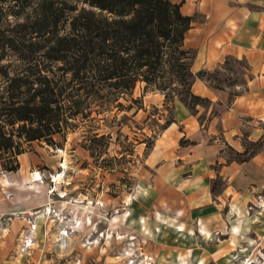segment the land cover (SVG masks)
Here are the masks:
<instances>
[{"label":"rangeland","instance_id":"rangeland-1","mask_svg":"<svg viewBox=\"0 0 264 264\" xmlns=\"http://www.w3.org/2000/svg\"><path fill=\"white\" fill-rule=\"evenodd\" d=\"M190 49L193 73L227 90L230 97L244 90L243 60L228 58L211 72L194 71ZM143 86L137 83L132 94L141 101L137 112V104L108 114L93 112L96 121L80 124L65 137L55 135L54 144L33 142L19 155L17 170L6 171L0 165V264H214L208 257L213 236L197 229L198 221L184 201L171 195L168 180L157 175L162 170L159 159L175 148V143L167 144L176 140L175 134L164 129L180 100L176 94L165 96ZM187 100L192 112L210 107L208 100L196 105ZM214 107L210 113L216 112ZM114 117L120 121L108 126ZM206 117L203 113L201 122ZM90 124H96L100 134H111L109 143L92 146L102 155L90 153ZM225 153L242 158L227 148ZM36 172L40 178L33 181ZM176 209L182 211L179 216ZM214 234L218 239V231ZM237 241L227 264H264L263 242Z\"/></svg>","mask_w":264,"mask_h":264},{"label":"trees","instance_id":"trees-1","mask_svg":"<svg viewBox=\"0 0 264 264\" xmlns=\"http://www.w3.org/2000/svg\"><path fill=\"white\" fill-rule=\"evenodd\" d=\"M191 20L170 0H0L2 169L17 170L19 155L33 142L54 144L55 135L96 121L93 112L134 104L137 112V83L176 94L189 109L187 98L195 105L208 100L191 90L203 78L191 70V49L184 46ZM97 128L90 124L86 138L92 156L103 154L92 146L111 141ZM259 146L236 152L242 158L235 159L247 160Z\"/></svg>","mask_w":264,"mask_h":264},{"label":"crops","instance_id":"crops-1","mask_svg":"<svg viewBox=\"0 0 264 264\" xmlns=\"http://www.w3.org/2000/svg\"><path fill=\"white\" fill-rule=\"evenodd\" d=\"M170 1L192 17L184 46L194 50V71L211 72L228 58L246 64L242 92L230 97L227 90L196 78L191 90L207 98L210 107L192 112L176 102L173 121L164 129L175 134L176 140L167 142L175 148L159 159L157 174L168 180V192L184 201L197 229L213 236L208 257L227 264L235 240L264 243V0ZM214 105L216 112L210 113ZM203 113L207 117L201 122ZM180 138L186 142L179 144ZM258 143L247 160L225 153L226 148L235 153L248 148L249 153Z\"/></svg>","mask_w":264,"mask_h":264},{"label":"bare ground","instance_id":"bare-ground-1","mask_svg":"<svg viewBox=\"0 0 264 264\" xmlns=\"http://www.w3.org/2000/svg\"><path fill=\"white\" fill-rule=\"evenodd\" d=\"M64 164H65V162H64ZM35 173V172H34ZM37 173V172H36ZM61 174V173H60ZM57 175V174H56ZM55 174L53 175V177L55 178V176H56ZM34 179H33V181H35V180H38L39 178H40V175H39V173H37V175H35L34 174ZM32 177V178H33ZM5 183H7V184H9L10 183V181H9V179H6L5 180ZM47 203V202H46ZM84 208V207H83ZM88 220H89V222H90V216L88 217ZM80 225V222L78 223V225L77 226H79ZM65 232V231H64ZM66 234H67V231H66ZM66 234H64V235H66ZM112 237V236H111ZM127 254H129V252H127ZM184 261V260H183ZM249 264V263H248Z\"/></svg>","mask_w":264,"mask_h":264}]
</instances>
